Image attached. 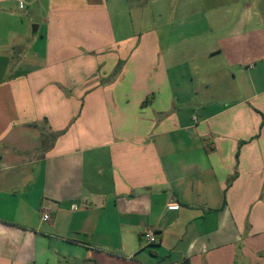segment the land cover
<instances>
[{
  "label": "crops",
  "instance_id": "0c3cea01",
  "mask_svg": "<svg viewBox=\"0 0 264 264\" xmlns=\"http://www.w3.org/2000/svg\"><path fill=\"white\" fill-rule=\"evenodd\" d=\"M26 1L0 0V264H264V0Z\"/></svg>",
  "mask_w": 264,
  "mask_h": 264
},
{
  "label": "rangeland",
  "instance_id": "374dc122",
  "mask_svg": "<svg viewBox=\"0 0 264 264\" xmlns=\"http://www.w3.org/2000/svg\"><path fill=\"white\" fill-rule=\"evenodd\" d=\"M33 1H37V0H27L26 2L31 3ZM36 6H37V3H35V4L31 5V6H28L29 7V11L33 12L37 8ZM29 17L32 18L33 20L30 21ZM29 17L28 16L27 17L24 16V18L26 19L27 29L30 32L31 38L35 39L36 38L35 36H37V38H40V34H38V35L34 34V30H35V27L38 26L39 24L42 25L41 21L39 20V18L34 13H31Z\"/></svg>",
  "mask_w": 264,
  "mask_h": 264
},
{
  "label": "built area",
  "instance_id": "2783aa9c",
  "mask_svg": "<svg viewBox=\"0 0 264 264\" xmlns=\"http://www.w3.org/2000/svg\"><path fill=\"white\" fill-rule=\"evenodd\" d=\"M22 7V6H21ZM176 208V207H175ZM50 217L49 215L44 216V220H48ZM143 239L148 241L150 244H156L159 242V239L157 238L155 232L153 230H146L143 234Z\"/></svg>",
  "mask_w": 264,
  "mask_h": 264
}]
</instances>
